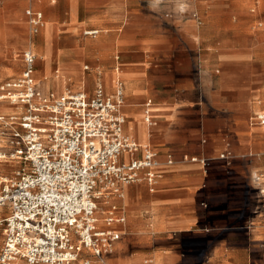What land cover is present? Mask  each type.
I'll return each mask as SVG.
<instances>
[{
  "label": "crops",
  "instance_id": "0c3cea01",
  "mask_svg": "<svg viewBox=\"0 0 264 264\" xmlns=\"http://www.w3.org/2000/svg\"><path fill=\"white\" fill-rule=\"evenodd\" d=\"M251 4L2 0L0 59L24 46L38 61L36 48L46 45L45 92L61 94L75 80L72 90L89 94V75L114 94L121 80L125 133L158 154L153 189L143 180L124 187L126 200L115 198L126 216L113 227L122 236L92 264H264V125L254 120L264 111V12ZM28 9L43 13L37 34ZM55 46L65 80L57 86ZM14 66L0 67V86L21 76L24 59ZM3 105L0 114L16 112Z\"/></svg>",
  "mask_w": 264,
  "mask_h": 264
},
{
  "label": "built area",
  "instance_id": "2783aa9c",
  "mask_svg": "<svg viewBox=\"0 0 264 264\" xmlns=\"http://www.w3.org/2000/svg\"><path fill=\"white\" fill-rule=\"evenodd\" d=\"M26 14L37 34L44 26L43 13L28 9ZM36 62L35 53L25 52L21 76L0 86V104L16 109L0 115L10 138L9 156L0 159L10 157L21 166L17 178L0 180V209H6L0 215V264H75L84 252L104 263L121 238L113 227L126 223L114 200L123 197L125 186L143 180L153 189L158 154L148 147L141 151L125 133L121 80L114 94L102 86L93 95L45 92L37 85ZM254 120L264 125V111ZM167 163L174 164L172 156ZM103 198L111 205L105 228L97 217Z\"/></svg>",
  "mask_w": 264,
  "mask_h": 264
},
{
  "label": "rangeland",
  "instance_id": "374dc122",
  "mask_svg": "<svg viewBox=\"0 0 264 264\" xmlns=\"http://www.w3.org/2000/svg\"><path fill=\"white\" fill-rule=\"evenodd\" d=\"M259 7L262 8L263 12H264V0H252L251 11L252 12L258 11ZM88 37H90V36H88ZM0 38H1L0 41H2L4 39V37H1V36H0ZM38 44H40V42H38ZM46 48H47L46 45L41 47L40 50H38L36 48L38 56H39L38 61H37V67H36L37 78H38V81H40V80L42 81V82L40 81V83H41L42 90H44V91L47 90V85H46V81L44 80L43 75L46 76V78H47L48 74L46 72H45V74H43V71H44L45 67H47L49 65V63L51 62L50 56H49V48H47V50H46ZM18 49H19L18 51L17 50L12 51V53L10 54V56L8 58L0 59V67L16 65L17 67L22 69L23 68L24 53L26 52V50L28 48L24 47V46H19ZM54 49H55V51H54L55 54L53 55V63L52 64H53L54 70L56 71V74L52 80L60 81L61 79L56 78V75H58V74L63 76L62 72L57 70L58 69V54H57L58 46H55ZM46 54H47V60H43L42 57H44ZM17 55H18V57H17ZM89 65H90V63H85L84 66H89ZM16 66H14V67L17 68ZM83 69H84V67H83ZM231 70L233 72L236 71L237 73L240 72V69L233 68ZM228 71H230V69ZM259 72L261 73V70ZM86 73H88V71H86ZM77 80H80V79H77ZM241 80L242 81L244 80V82L249 83L251 79H250V77L244 76V79L241 78ZM87 81H88L87 91L89 92L90 95H93L95 88H96V84H95V82L92 81V79L90 78L89 75L87 76ZM74 82H75V80H73L72 82H68V84L66 86L67 89H65V90H72V84H74ZM57 85H58V82H57V84H55V86H57ZM51 90L53 92H55V89L54 90L51 89ZM3 106H5V105H3ZM3 106L0 107V111L4 110ZM2 127L3 126L0 123V145H2V147L0 148V155L1 154H7L8 155L9 151H10V147H9L10 146V143H9L10 138L8 135V131H6L7 129L2 128ZM2 140H3V142H2ZM4 142H7V143H4ZM2 143H4V144H2ZM0 161H4L3 163H0V177L4 176V177L9 178L10 180H14L15 178L18 177V171L20 170L21 166L16 160H11L10 157H7L4 160L0 159ZM110 210H111V205H107L105 203H100L99 209H98V212H100V214H97V217L106 218L108 216V212ZM5 211H6V209H0V215H2L3 212H5ZM103 212L106 214H103ZM106 226H107L106 223L100 225V227H103V228H105ZM3 240H4V236H3V233L0 231V251L3 247ZM86 259L96 260L92 255H90L87 252H84L76 264H83V261ZM95 264H98V263L96 262Z\"/></svg>",
  "mask_w": 264,
  "mask_h": 264
},
{
  "label": "bare ground",
  "instance_id": "6f19581e",
  "mask_svg": "<svg viewBox=\"0 0 264 264\" xmlns=\"http://www.w3.org/2000/svg\"><path fill=\"white\" fill-rule=\"evenodd\" d=\"M15 8V7H14ZM17 9V8H16ZM12 10V9H11ZM33 44V43H32ZM43 77H44V80L46 81V85H47V87H49V84H50V82H48V78H46V76H44L43 75ZM56 78H59V79H61L60 81H62V80H64L63 79V76H61L60 74H58V75H56ZM60 81H57V82H60ZM65 81V80H64ZM65 83V82H64ZM37 85H38V81H37ZM39 86V85H38ZM66 88V87H65ZM65 91H67V90H65ZM83 91V90H82ZM1 106H3V104H0V107ZM5 110L7 109L5 106L3 107ZM161 112V111H160ZM153 122V121H152ZM136 123V122H135ZM2 136V135H1ZM5 136V135H4ZM2 142H3V140H2ZM4 143H7V142H4ZM4 143H2V144H4ZM2 147V145H0V148ZM4 161H0V163H3ZM0 180H3V181H9L10 179L9 178H7V177H0ZM138 189V188H137ZM142 192V191H141ZM139 194V193H138ZM123 198L126 200V192L124 191V194H123ZM106 200V198H103V203H107L108 201H105ZM98 214H100V212H98ZM103 214H106V213H104L103 212ZM106 219L107 218H99L98 217V220H99V225H102V224H104L105 222H106ZM110 259V258H109Z\"/></svg>",
  "mask_w": 264,
  "mask_h": 264
}]
</instances>
